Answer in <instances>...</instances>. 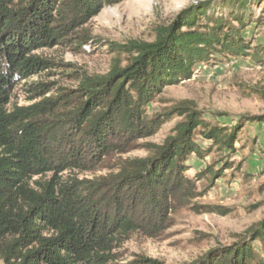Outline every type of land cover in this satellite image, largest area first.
<instances>
[{"label": "trees", "instance_id": "1", "mask_svg": "<svg viewBox=\"0 0 264 264\" xmlns=\"http://www.w3.org/2000/svg\"><path fill=\"white\" fill-rule=\"evenodd\" d=\"M123 1L0 0V264H122L118 249L132 235L160 237L183 208L225 213L192 205L200 193L187 164L214 148L236 154L245 124L262 123L264 115L229 126L205 120L191 101L151 116L146 108L164 87L190 80L199 64L250 56L264 64V45L253 46L245 35L252 24H264L263 15L253 19L264 0L192 5L158 27L153 41L113 46L118 58L108 73L82 75L57 98L7 109L19 82L49 68L34 51L77 39L87 44L91 38L77 30ZM48 87L36 85L41 94L38 88ZM173 120L162 143H139ZM197 135L211 147L202 149ZM137 149L148 156L122 159ZM231 168L226 162L200 177L213 184ZM99 170L109 173L94 180L60 176ZM127 264L163 263L137 256ZM188 264H264V219Z\"/></svg>", "mask_w": 264, "mask_h": 264}, {"label": "rangeland", "instance_id": "2", "mask_svg": "<svg viewBox=\"0 0 264 264\" xmlns=\"http://www.w3.org/2000/svg\"><path fill=\"white\" fill-rule=\"evenodd\" d=\"M222 0H125L115 6L104 7L77 33L89 36L86 44L79 39L53 48L34 51L49 62V68L18 83L11 93L7 109L29 107L45 99L57 98L66 89H75L77 78L82 75H104L109 72L114 59L113 46L130 41L151 42L155 31L163 25H170L188 7L197 3ZM264 17V3L256 6L253 19ZM253 46L264 45V24H252L246 31ZM73 37V36H72ZM79 38V37H75ZM252 55V54H251ZM122 60L125 56L121 57ZM125 62H123L124 65ZM38 88L46 91L41 94ZM40 87V86H39ZM43 93V92H42ZM191 101L203 112L204 119L234 126L243 117L264 115V64L257 63L252 56L240 58H219L216 63L199 64L194 68L190 80L166 86L156 99L147 106L148 115L163 113L181 101ZM217 115H225L217 117ZM177 120L168 122L160 132L139 143H162ZM223 124V125H224ZM197 144L204 150L211 142L196 136ZM237 153L213 149L205 157L192 156L187 164V177L196 180L200 196L192 201L195 206L222 209L225 213H198L183 208L174 214V223L158 238L134 234L118 252L120 262L127 264L137 256L161 261L163 264H188L202 257L213 248L230 245L244 236L247 231L264 219V122L245 124L242 135L235 143ZM144 149L133 150L122 159L144 158ZM229 162L232 168L214 180L200 175L209 168L220 169ZM108 170L96 172H64L61 178L76 177L79 180H94L105 176ZM52 175L47 176V180ZM261 252V245L254 244Z\"/></svg>", "mask_w": 264, "mask_h": 264}]
</instances>
